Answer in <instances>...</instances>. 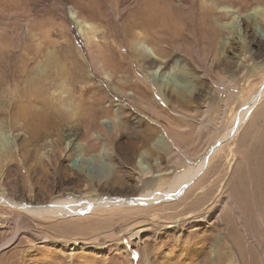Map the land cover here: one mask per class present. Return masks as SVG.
<instances>
[{
    "label": "rangeland",
    "instance_id": "374dc122",
    "mask_svg": "<svg viewBox=\"0 0 264 264\" xmlns=\"http://www.w3.org/2000/svg\"><path fill=\"white\" fill-rule=\"evenodd\" d=\"M122 1L0 0V196L19 203L0 204V245L8 243L0 264H264V98L253 124L245 121L208 155L177 199L55 217L21 210L74 198L77 211L84 201L163 190L229 129L264 82V0H150L161 1L150 20L165 29L143 26L133 31L139 40L118 38L117 45L107 39L111 57L114 46L132 65L116 78L95 68L73 13L97 25L92 40L102 42L125 14L113 11ZM255 8L261 14L250 21L245 15ZM53 51L65 65L76 62L96 113L91 126L59 117L60 136L42 123L49 93L68 79L51 90L31 79L49 69ZM154 56L167 67L144 71ZM67 97L60 92L58 110ZM31 104L38 110H26Z\"/></svg>",
    "mask_w": 264,
    "mask_h": 264
},
{
    "label": "bare ground",
    "instance_id": "6f19581e",
    "mask_svg": "<svg viewBox=\"0 0 264 264\" xmlns=\"http://www.w3.org/2000/svg\"><path fill=\"white\" fill-rule=\"evenodd\" d=\"M160 2L161 1L156 2V1H150V0H143V1H141V0H131V1L123 0L121 2V4L119 6H116V8L113 11L116 15L118 14L117 17H119V15L121 13H125V14L123 16L119 17L118 20L116 18V23H114L113 29H110V31L108 30V33L106 35L107 38L104 36V39L102 42L92 40L94 38V36L97 35L96 33L100 32L97 25L91 24L90 23L91 21L88 22L85 19L86 17L83 18L77 14L75 15L76 11L73 13L72 18H73L74 23H76V29H77L78 33L81 34V37L85 41H87V43H88L87 45L90 46V48H87L86 50H88V53H90V54L95 53V55L92 58V59L95 58V61L96 60L98 61V63L95 65V68H96V66L101 70H104V68H105L107 71L108 70L111 71L115 78H116V75L118 73H120V72L123 73V71L130 69V65H132V64L131 63L129 64V61L127 64H125L122 60H120L121 58H119V56H117L115 54L116 48L114 46H113V58L111 57L112 56V49L110 47V43H111L110 41H112V40H107V39H113V43L115 45H117L118 41L116 39H118V38H122L123 40L127 39L126 41H128L129 40L128 37L133 36V38H136L137 40H139V37L137 35L138 33H136L137 36L133 33V31L135 32L138 29L145 30V27L151 28L150 30H153L156 33H159L158 31L165 29L163 21H161V23H159V22H154V21L150 20V18L152 16H155V15L160 13V9H159ZM128 6H133L134 9H130V8H128ZM162 8H164V7H162ZM261 11H262V8H255L252 11L253 12L252 14L247 13L245 15V17L248 18L250 21H254V20L258 19V17L261 14ZM118 24H119V26H117ZM154 24H157V25L159 24L158 26H161V27H147V26H154ZM183 24H185V22ZM143 26H145V27H143ZM257 26H258V24H257ZM219 27H224V26L219 25ZM232 27H235V26L233 25ZM86 28L89 30L85 31ZM257 31H259L261 33L260 30L257 29ZM198 33H200V32H198ZM263 34L264 33L262 32V36H264ZM263 40H264V37H263ZM139 45H141V42L137 41L135 43V49L138 52L137 56L140 55V53L138 51V48H140ZM118 48L122 49L120 46H118ZM57 53L58 52L54 53V51H53V53H50V55H49V61H50L49 69L48 70L45 69L46 71L45 70L42 71L43 74L41 77L38 76L37 74H35L34 76H32L31 79H32V81L33 80L38 81L44 90L47 88L51 90L52 89L51 87L55 85V82H57L58 79H60L62 77L68 79V81L70 83V84L68 83V85H66V84L64 85V82L60 83V84L57 83L59 86V88L56 87L59 89L58 94L56 93L57 90H55V89L51 90V92L49 93V95H50V97H48L49 102L48 103L46 102L47 103L46 105L48 107L49 112H48V116L46 117L45 121L42 123L46 127L50 128L51 130H54V132L58 133V135L60 136V130H57V128H60L58 126V123L60 121L59 117L65 115V119L68 122H70V121H74V122L75 121H77V122L81 121V122H83L85 124H89L91 126V125H94V122L96 119V113L93 112V110H92V106L90 104L89 98L84 96V91H85V93L90 92V88H88L86 86L88 80L85 78V76L82 75V73H81L82 71L80 72L78 70L75 61L70 62L69 63L70 66L68 63L65 65L64 63L66 60L64 59L63 56L57 58V55H58ZM153 58L154 59H147L145 57V60L146 59L147 60L144 63L145 64L144 65V71L155 69V68L160 69V70H164L167 67V64H168L167 60L164 59L163 57L154 56ZM141 60H143V58ZM89 62H90V60H89ZM68 66H69V68H68ZM36 73L41 74L40 72H36ZM121 77L124 81H126V78L128 76L124 75ZM14 81H16L18 83V81L16 79ZM113 81H114V79H113ZM155 82L159 83L160 80L156 79ZM12 83H13V80L11 81L10 84H12ZM77 85H81V86L78 88ZM154 85H155V83H154ZM168 88L173 93L181 91L179 88H177L175 86H170ZM60 92H63V93L66 92V94L68 93V97L65 99H62V105H60V109H62L65 113L62 112L61 110H58L59 107H57V105H56L57 103H59L60 98H61V97L58 98V96L60 95ZM55 93H56V95H55ZM63 96H65V95L63 94ZM262 98H264V82H263L260 90L258 92H256L249 99V101H247L244 105H242L241 109L237 112V116H236L235 121L233 122V124L230 127L228 126L229 129L227 131H225V133L221 134V136L218 137L214 141L215 143L211 147L209 146L210 148H208L205 153H208V155H210V154L216 152V150H218L220 148V146L226 140L231 138L234 134L238 133V130L241 128V126L244 124V122L250 116L251 111L254 109V107L259 103V101ZM73 104H75V105H73ZM64 105H65L66 109L63 108ZM34 107H35L34 104H31L26 110H29L31 112L38 110L37 107H35V108ZM27 114H29V113L20 114V115L23 117L25 116L24 118L27 121V118H26V116H28ZM31 122H33V121L32 120L27 121V127L28 126L34 127L33 124H29ZM37 124L39 125L40 121ZM31 127H29V128H31ZM35 128H36V126H35ZM232 129H233V132H232ZM34 131L36 132V129L35 130L33 129L32 132L34 133ZM72 132H73V130L70 129V132L67 133V135L68 134L71 135ZM208 155H207V157H208ZM207 157L202 156L196 164L188 167L187 170H185L183 173H181V175L175 181H173L169 186L165 187L163 190L158 188L153 193H151L150 191L145 192L144 194L138 196L137 198H133V199L125 198L123 200H121L119 198H114V199H112V201H110V203H109V201L103 202V200H99L100 199L99 198L96 203H94V202L93 203H86V205L84 204L85 203V201H84L83 205L80 206L78 204L80 206V207L78 206L80 209L77 211L74 207V206H76L75 204H76L77 200H75L74 198L73 199L67 198V199L56 200V201L54 200L55 201L54 203H56V204L50 203L49 205H45V206H32L30 204H27V205L22 204L20 207H21V210L28 215L40 216V217L41 216L42 217H55L58 215L65 216V215H70V214H77V213L79 214V213H82L84 210H89L90 212H94L97 209H105V208L108 209L111 206L113 207L114 205H119V204H123V203L127 204V205H129V204L133 205L134 203L147 204V203H152V202H159L161 199L172 200L177 194H179L181 192V190L185 186H187L189 183L192 182L191 180H193L194 176L200 174L201 169L204 167L205 162L208 160ZM89 199L90 198H87L86 200L90 201V202L95 201L94 199L93 200L92 199L89 200ZM0 204L1 205L7 204L10 207L11 206L16 207V206H18L19 203L14 202L7 197L0 196ZM6 244H8V243L0 245V250L3 247H5Z\"/></svg>",
    "mask_w": 264,
    "mask_h": 264
},
{
    "label": "crops",
    "instance_id": "0c3cea01",
    "mask_svg": "<svg viewBox=\"0 0 264 264\" xmlns=\"http://www.w3.org/2000/svg\"><path fill=\"white\" fill-rule=\"evenodd\" d=\"M260 102V101H259ZM259 104V103H258ZM257 106V105H256ZM256 106L254 107V109L251 111L250 116L248 117V119L246 120V123H248V126H250L251 124H253L255 117L258 115V112L255 110ZM264 106V105H263ZM241 130V128L238 130V132ZM237 135V133H236Z\"/></svg>",
    "mask_w": 264,
    "mask_h": 264
},
{
    "label": "water",
    "instance_id": "95a60500",
    "mask_svg": "<svg viewBox=\"0 0 264 264\" xmlns=\"http://www.w3.org/2000/svg\"><path fill=\"white\" fill-rule=\"evenodd\" d=\"M235 130V129H234ZM232 132H233V129H232ZM207 155H208V153H204L203 154V156L204 157H207ZM206 165V164H205ZM202 173V172H201ZM200 175V174H199ZM199 175H197L196 177H195V179L199 176ZM188 186H185L182 190H181V192L179 193V194H177L173 199H177V197H179V196H181V194H182V192H183V190L185 189V188H187ZM162 201H165L164 199H161L159 202H162ZM154 203H157V202H154ZM137 205H139L140 203H136ZM129 205H131V204H129ZM141 205V204H140Z\"/></svg>",
    "mask_w": 264,
    "mask_h": 264
}]
</instances>
